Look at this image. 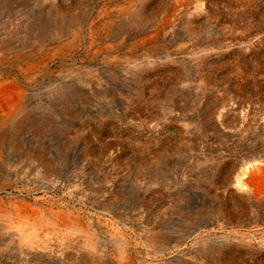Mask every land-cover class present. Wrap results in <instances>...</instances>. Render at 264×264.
<instances>
[{
	"label": "rangeland",
	"instance_id": "374dc122",
	"mask_svg": "<svg viewBox=\"0 0 264 264\" xmlns=\"http://www.w3.org/2000/svg\"><path fill=\"white\" fill-rule=\"evenodd\" d=\"M37 2L35 30L85 36L65 62L87 61L97 32L98 111L86 90L53 140L80 164L43 174L40 145L4 152L0 197L77 212L95 248L52 226L28 264H122V243L131 264H264V0Z\"/></svg>",
	"mask_w": 264,
	"mask_h": 264
},
{
	"label": "bare ground",
	"instance_id": "6f19581e",
	"mask_svg": "<svg viewBox=\"0 0 264 264\" xmlns=\"http://www.w3.org/2000/svg\"><path fill=\"white\" fill-rule=\"evenodd\" d=\"M38 9L37 0H0V156L4 152L12 156L20 153L21 143L32 148L40 145L46 156V161L40 167L43 173L49 172L54 165L59 171L66 170L81 160L80 145L72 146L70 143L59 147L58 141L53 140L63 127L65 129L71 123V110L82 107L86 90L90 91L93 98L91 113L96 117L99 88V67L96 60L100 47L97 32H93L89 37L88 60L65 62L67 51L80 45L85 36L78 30H35ZM23 21L26 30H21ZM51 35L59 37V40L49 43ZM57 63L60 68L52 75V67ZM11 165L5 166L9 170L7 175L14 174ZM251 176L250 180L253 181L254 177ZM238 183L240 184V180ZM11 198L7 203L0 197V264L5 255L19 256L22 261L19 264H28L38 256H45L37 253V249L48 253L50 245L46 236L52 233V226L53 230L56 229L66 237L76 231L88 232V226L77 212L59 209L43 213L18 194ZM87 235L88 240L84 245L75 244L79 252L82 248H95L91 235ZM128 245L122 243L118 250V258L122 264H131L124 253L130 248ZM44 264L49 263L47 261Z\"/></svg>",
	"mask_w": 264,
	"mask_h": 264
}]
</instances>
